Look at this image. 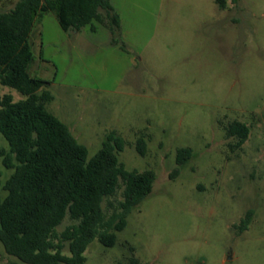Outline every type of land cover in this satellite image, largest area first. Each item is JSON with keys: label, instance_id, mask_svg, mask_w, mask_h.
Masks as SVG:
<instances>
[{"label": "rangeland", "instance_id": "374dc122", "mask_svg": "<svg viewBox=\"0 0 264 264\" xmlns=\"http://www.w3.org/2000/svg\"><path fill=\"white\" fill-rule=\"evenodd\" d=\"M17 1L0 0V10ZM110 4L119 19L113 33L98 23L95 32H64L47 12L29 39V74L53 80L46 109L88 158L113 132L124 141V168L155 174L115 245L93 241L85 264H264V0L228 2L224 10L214 0ZM6 93L21 98L0 87ZM233 121L249 128L240 147L225 135ZM139 137L144 156L135 150ZM180 148L192 154L177 166ZM7 149L0 135V151ZM11 173L0 157V186ZM121 192L103 201L106 216ZM73 223L65 217L57 231ZM0 264L21 263L0 243Z\"/></svg>", "mask_w": 264, "mask_h": 264}, {"label": "trees", "instance_id": "16d2710c", "mask_svg": "<svg viewBox=\"0 0 264 264\" xmlns=\"http://www.w3.org/2000/svg\"><path fill=\"white\" fill-rule=\"evenodd\" d=\"M214 2L224 10L237 0ZM47 12L64 32L85 26L95 32L94 23L111 33L119 27L110 0H18L9 10H0V87L21 97L0 94V135L8 145L0 157L2 165L12 170L0 186V243L21 264H85L84 253L93 241L104 247L115 245L116 233L125 228L131 210L150 195L155 174L126 170L118 159L124 141L113 132L88 158L86 147L46 109L53 96L45 87L53 80L29 74L33 62L29 39ZM225 135L240 147L249 128L233 121ZM135 150L145 155L142 137L135 141ZM191 154L189 148L178 149L176 165L186 164ZM178 173L176 167L169 178ZM121 188V199L108 203L112 211L106 216L103 201ZM250 216L248 212L240 221L241 230L248 227ZM65 217L74 223L58 232Z\"/></svg>", "mask_w": 264, "mask_h": 264}]
</instances>
